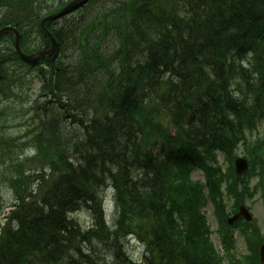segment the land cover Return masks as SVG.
<instances>
[{
  "label": "trees",
  "instance_id": "16d2710c",
  "mask_svg": "<svg viewBox=\"0 0 264 264\" xmlns=\"http://www.w3.org/2000/svg\"><path fill=\"white\" fill-rule=\"evenodd\" d=\"M109 1L92 0L91 6L104 4L103 17L78 23L70 37L54 27L58 23L47 24L61 46L78 36L81 44H90L89 29L100 25V20L105 31L98 39L104 38L106 43L111 30L113 34L106 48L100 47L101 43L92 47L91 60L67 68L69 73H55L54 69L63 65L49 61L54 79L62 83L55 84L51 76L48 81L56 102L52 115L61 121L71 120L68 122L75 131L70 138L64 126L45 124L49 160L44 167L50 173L44 174L45 169L37 167L41 173L37 176V194L28 186L31 179L25 175L19 154H11V149H5L9 143L0 140V178L3 175V180L11 183L18 202L11 214L15 229L9 224L2 229L0 264H96L85 254L91 251L88 246L108 241L123 251L119 244L127 235L142 241L146 264H223L202 215L204 187L193 182L191 174L203 170L217 195L218 184L223 181L217 153L231 162L245 126L264 117V89L260 84L264 78V0H225L229 4L220 21L230 18L248 27L245 32L243 26L229 27L214 40L201 28V13L208 8L206 0H186L199 11L188 22L169 11L179 0H133L113 7ZM35 5L36 0H0V28L13 26L21 34L27 31L23 34L27 38L39 35L40 21L53 7ZM253 9L261 11L259 17ZM163 19L183 25L191 34L179 41L173 36L169 44L167 30L159 22ZM194 37L195 42H208L211 51L199 49L191 56L186 44L194 43ZM26 42L23 40L24 47ZM216 47L219 50L213 53ZM11 52L0 55L1 88L8 89L15 77V71L7 69V63L13 61L6 57L17 56ZM135 57L140 60L135 61ZM170 70L171 75H166ZM120 75H127L128 81L108 89L107 83ZM133 96L137 97L134 104ZM165 117L170 125L163 124ZM129 118L130 133L125 138L130 147L114 151L123 171L99 174L91 153L111 156L108 143L113 131L105 127H124ZM157 145L161 151L155 156L149 147ZM251 155L253 163H262L264 143ZM10 172L14 175L9 177ZM227 176H235L232 169ZM107 183L116 191L119 207L114 234L103 230L101 197ZM212 199L222 243L229 253L234 245L232 230L226 225L224 207ZM83 208L95 217L96 229L86 234L69 219ZM112 251L123 264H130L121 252ZM257 251L236 263L259 264Z\"/></svg>",
  "mask_w": 264,
  "mask_h": 264
},
{
  "label": "bare ground",
  "instance_id": "6f19581e",
  "mask_svg": "<svg viewBox=\"0 0 264 264\" xmlns=\"http://www.w3.org/2000/svg\"><path fill=\"white\" fill-rule=\"evenodd\" d=\"M228 4H229V2L225 1V0H206V5L208 6V8H206V10H204V12L201 13V22H202L201 28H202L203 33L208 37V39L214 40V38L223 35L224 31H226V32L229 31V27L243 26V27H241L242 31L243 32L246 31V29H247L246 27H248V26H246V23H241L239 25L238 23L233 22L230 18H227L226 20H224V22L220 21V17L223 15L224 7L227 6ZM253 12L258 17L261 14V11H259L257 9H253ZM196 13H199V11L192 14V19H195V16H197ZM246 13L249 14L251 12L249 11ZM159 22L167 30V32H165V36H166V39H167L169 44H170L171 38L173 36L176 37V41H179L180 38L189 36L191 34L190 30L188 28H185L183 25L170 24L167 21H165L164 19L162 21L160 20ZM249 33L253 36L255 35L253 32L252 33L249 32ZM196 38L197 37H194L192 39V42H194V43L186 44V49L191 54V56L196 55V52L199 49L201 51L202 50L207 51V52L211 51L210 50L211 46L208 44V42L202 41V42L198 43V42H195ZM224 38L229 39V37H224ZM218 50H219V48L216 47L214 49L213 53L217 52ZM138 54H141V51H139ZM134 59H135V61H139L140 57H135ZM136 66L139 67V65L137 63H136ZM171 73H172V70L168 71L166 75L170 76ZM163 74H161V76H163ZM127 81H128L127 75H120L116 78V80L114 79V81L113 80L109 81V83H107V88L110 89L116 85L118 86L119 84L125 83ZM78 86H79V84H78ZM203 95H204V97L208 98V95L205 92L203 93ZM135 100H137V97L133 96L132 97V104H134ZM84 112H86V111L84 110ZM130 118L127 122V125L124 127H119L116 129V128H114V126L106 125V127H105L106 131H113V135H112V137H110V140L108 143L109 152H110L109 154H111V156H106V155L101 156V155H95V154L91 153L92 160L95 161V163H96V170L98 172H100L99 174L107 175L108 173L114 172L115 170L117 171V173H120L123 171L124 168L121 165V163L118 162V160H116V155H115L114 151L116 149H119V148L130 147V144L128 143L127 139L125 138V135H127L128 132L130 133V131H129V127L131 126ZM135 119H137V118H135ZM68 121H70V120H68ZM68 121H66V120L61 121L55 115H51L48 123L53 124V125L56 124V125H60V126H66L69 124ZM101 153L103 154V152H101ZM124 164L126 165L125 162H124ZM117 223H118L117 220L113 221V222H109V221L104 220V225L106 227L104 226L103 230H105V232H109L111 234H114L118 230ZM95 229H96V227H95V217H94V223L90 227L87 228V231L81 230V233L86 234V233L91 232ZM129 238L131 240H134V237L132 235H127V236L123 237L121 243L119 244V246L123 247V251L117 247H113L112 245H110L108 243V241H104L105 243L97 241L96 243L93 244L92 247L88 246L91 251L87 252L85 254L92 256V259H91L92 261H96L97 260L96 255L93 254V252L95 250L98 251L100 247H105V248L111 247L112 249L118 250L119 252H121L123 255H125L127 257V253L124 252V244H125V241Z\"/></svg>",
  "mask_w": 264,
  "mask_h": 264
},
{
  "label": "rangeland",
  "instance_id": "374dc122",
  "mask_svg": "<svg viewBox=\"0 0 264 264\" xmlns=\"http://www.w3.org/2000/svg\"><path fill=\"white\" fill-rule=\"evenodd\" d=\"M42 2H47L49 1L50 3H59L61 0H41ZM65 1H69V0H65ZM128 1H133V0H114V3L112 1L111 4H109L110 7H113L114 5H119L121 6L123 2L127 3ZM104 7L103 3L99 4L98 8H95V10H93V14L91 15L90 18L96 17L98 16L100 13H102L105 9H102ZM90 11V10H89ZM88 11V12H89ZM87 12V13H88ZM74 21H79L82 20L81 18V13L80 14H76L74 17ZM98 33H96L97 35ZM98 36V35H97ZM97 38H94V41H96ZM7 40L3 41L0 46L1 49H6L8 47ZM34 77V76H33ZM39 88H40V84L38 83L37 80H31L30 78L27 80H25V82H22L21 84H19L17 86V93H20L22 96L25 95L26 97L30 96V98L35 99L36 98V94L39 92ZM39 94V93H38ZM37 94V95H38ZM8 103H12V102H8ZM21 105H18L16 107H13L12 105L8 104L5 105L4 108H7L9 111L12 110L13 113H17V111L19 109H21ZM51 114V113H50ZM27 119V118H26ZM21 120L23 119H18L17 123H15L16 125L13 126L11 129L6 131L7 135H14L15 137H18L20 135H24L25 133L28 132V130H26V127H20L19 125L21 124ZM12 125L13 123L10 122ZM261 130L256 133V136H260L264 133V129L260 128ZM2 131V130H1ZM29 137L31 136L30 134H28ZM255 137V135H254ZM23 139L26 138H20V140L22 141ZM30 139L32 138H28L26 139V143L23 144L20 141V145L22 146V148L24 149V151L29 154H33L34 150L32 149V143H30ZM32 141V140H31ZM242 150L240 151V155H242ZM30 160V158H27V160L25 159L23 162L26 164L28 163L27 161ZM40 161V160H39ZM220 161L223 162V158H220ZM225 166V164H223ZM26 169L27 171L29 169H32V166L29 164H26ZM193 178L195 180H201L202 176L200 173H195L193 175ZM253 198V197H252ZM248 198L247 199V205L250 206L251 211L255 217V219H257L258 224L261 226L263 234H264V206H263V202L261 201L260 197L257 196L255 198ZM14 203V194L13 192L8 189L6 186H4L3 184H0V210L4 211V209H6V213L10 210V207L13 205ZM2 211L0 212V225L4 224V215L2 213ZM207 219L209 221V224L212 228V230L214 232H216L217 230V223L213 217L212 214V210L210 207H208L205 210ZM74 221H76L80 227L85 230V228H88L92 225V217L91 214L85 212V211H81L78 212L76 214L73 215ZM113 220V217H112ZM236 240H237V248H236V252H238L239 256H241L240 254L245 255L247 253L246 251V246L244 243V240L242 238V236L240 235L239 232L236 233ZM212 241L215 244V246L221 251L220 249V244L218 242V238L217 235L214 233V235L212 236ZM124 252L127 253V257L130 259L131 264H145V260H144V252H145V247L143 246L141 241H137V240H131L130 238L127 239L125 241L124 244ZM98 255H96L97 260L95 261L96 264H119L117 257L115 256V254L113 253V251L109 248H105V247H100L99 248V253H97Z\"/></svg>",
  "mask_w": 264,
  "mask_h": 264
},
{
  "label": "water",
  "instance_id": "95a60500",
  "mask_svg": "<svg viewBox=\"0 0 264 264\" xmlns=\"http://www.w3.org/2000/svg\"><path fill=\"white\" fill-rule=\"evenodd\" d=\"M85 2V0H78L74 3H72L67 9H65L62 13H60L59 15L55 16V17H50V18H47L45 19L43 22H42V29H43V32H45L44 30V24L45 22L49 21V20H53V19H57L59 18L60 16L62 15H65L67 13H69L71 10L73 9H76L78 6L82 5L83 3ZM8 33H13L15 36H16V42H15V45H16V48L17 50L20 52L21 54V51H20V36H19V33L14 30V29H10V28H7V29H4L2 31H0V36L2 35H5V34H8ZM47 34V33H46ZM47 36L52 40V38L47 34ZM263 85H264V81H263ZM232 223V222H231Z\"/></svg>",
  "mask_w": 264,
  "mask_h": 264
}]
</instances>
